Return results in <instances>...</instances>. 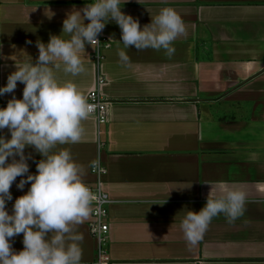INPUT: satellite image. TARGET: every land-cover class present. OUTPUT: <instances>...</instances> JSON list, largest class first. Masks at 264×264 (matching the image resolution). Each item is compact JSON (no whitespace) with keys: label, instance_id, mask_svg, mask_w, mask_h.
Masks as SVG:
<instances>
[{"label":"crops","instance_id":"0c3cea01","mask_svg":"<svg viewBox=\"0 0 264 264\" xmlns=\"http://www.w3.org/2000/svg\"><path fill=\"white\" fill-rule=\"evenodd\" d=\"M89 2L0 0V86L15 63L35 62L36 42L59 35L67 12ZM163 7L174 9L186 29L171 58L129 48L130 63L122 64L120 29L109 21L98 35V61L86 44L84 73L53 69L58 81L71 80L85 96L102 76L99 92L111 101L105 124L89 116L79 143L57 145L85 167L83 181L100 182L110 198L107 259L100 264H264V201L255 188L264 182V0H126L121 11L143 26ZM22 89L18 82L14 93L0 96V107L12 95L20 99ZM0 135L10 133L5 128ZM24 151L35 174L42 157L31 146ZM97 157L105 168L100 177L90 172ZM19 179L9 189V212L29 187L17 189ZM219 181L243 185L250 202L231 224L223 215L213 218L190 245L180 220L204 205L205 182ZM89 219L77 227L81 264L93 261L99 248ZM10 244L21 250L22 234Z\"/></svg>","mask_w":264,"mask_h":264},{"label":"clouds","instance_id":"9594fccd","mask_svg":"<svg viewBox=\"0 0 264 264\" xmlns=\"http://www.w3.org/2000/svg\"><path fill=\"white\" fill-rule=\"evenodd\" d=\"M125 2L91 0L67 12L59 35H50L47 43L36 42L35 62L27 55L26 61L15 63V70L0 86L3 96L14 93L18 82L23 84L21 98L12 95L0 107V130L6 128L10 133L7 139L0 135V264H81L83 235L77 227L88 220L101 197L83 181L85 167L67 149L57 150V145L81 141L82 121L94 112V105L71 80L58 81L53 69L62 68L72 77L84 73L85 45L94 49L109 21L120 29L123 49L118 48L117 56L124 65L130 63L125 51L129 48L137 52L163 51L171 58L175 53L173 42L186 34L181 16L171 7L161 8L150 16L149 23L140 26L137 19L121 11ZM27 146L42 157L35 164V174L28 171L25 162L32 158L31 153L26 157ZM98 162L97 157L90 166ZM17 177V189L25 184L29 187L15 198L9 212L6 202L12 201L9 189ZM205 184L210 190L204 205L198 211L187 210L179 223L190 245L202 239L213 218L223 215L231 224L243 216L250 202L248 192L239 183ZM255 188L264 201V182H258ZM20 234L23 247L14 251L10 241Z\"/></svg>","mask_w":264,"mask_h":264},{"label":"built area","instance_id":"2783aa9c","mask_svg":"<svg viewBox=\"0 0 264 264\" xmlns=\"http://www.w3.org/2000/svg\"><path fill=\"white\" fill-rule=\"evenodd\" d=\"M104 44V47H107L109 44L105 39H101ZM99 43L95 46L94 57L96 61L99 59L98 51ZM104 79L102 76L97 75L96 77V87L88 92L86 97L88 102L94 105V112L90 115L95 118L97 124H105L109 119V108L111 101L104 98L99 92V86L102 85ZM101 144H99L100 146ZM95 161V160H93ZM92 161V162H93ZM92 162L90 165H92ZM90 172L96 177H100L105 173L104 166L98 162L94 166H90ZM89 185L94 192H99L101 197V202L96 205H93V211L90 214V219L88 221L89 232L91 236L98 242V253L96 258L88 262L87 264H100L101 260H106V247L107 239L106 235L108 233V206L110 203V198L108 194L102 189L100 182L89 183Z\"/></svg>","mask_w":264,"mask_h":264}]
</instances>
